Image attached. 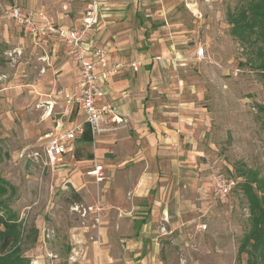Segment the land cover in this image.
I'll return each instance as SVG.
<instances>
[{
  "label": "rangeland",
  "instance_id": "rangeland-1",
  "mask_svg": "<svg viewBox=\"0 0 264 264\" xmlns=\"http://www.w3.org/2000/svg\"><path fill=\"white\" fill-rule=\"evenodd\" d=\"M89 1L0 0V176L17 187L13 207L26 230L40 229L36 243H23L24 254L69 264L77 247L84 255L70 264H94L103 250L114 264H246L238 258L246 199L238 187L223 196L219 186L221 177L240 180L239 166L264 177V80L227 21L228 9L246 0L112 7L116 15L96 33L125 64L114 79L120 97L130 91L128 111L92 144L75 143L67 168L54 171L34 155L58 120L84 121L65 99L78 69L62 44L30 42L10 10L75 21ZM119 95L110 101L120 104ZM72 175L80 191L67 183ZM144 219L151 228L135 233Z\"/></svg>",
  "mask_w": 264,
  "mask_h": 264
},
{
  "label": "built area",
  "instance_id": "built-area-1",
  "mask_svg": "<svg viewBox=\"0 0 264 264\" xmlns=\"http://www.w3.org/2000/svg\"><path fill=\"white\" fill-rule=\"evenodd\" d=\"M105 1L107 0H90L84 10L82 22L69 28L55 24L44 12L39 10L23 12L20 7L14 6L10 11V18L23 29L33 42L50 36L64 42L78 68L77 86L75 90L66 94V101L72 108L76 106L79 109L84 121L68 128H62L59 124L54 133L48 134L41 153L36 152L34 155L36 159H42L45 167L54 168L64 161L65 155L69 152V146L84 131L85 124L89 125L95 139L97 135L108 129V125L120 124L124 121L112 104L100 102L103 96L100 84L108 82L113 75L119 74L125 68V64L121 61L112 62L109 59L108 48L86 40L88 32L97 23L99 8ZM204 53V48L197 51V54L201 56ZM140 65V61H133L129 64L133 68H138ZM95 172L97 173V171ZM219 182H221L219 186L223 196L231 192L236 185L234 180L222 177ZM50 255L57 257V254ZM70 260L76 261L77 258L71 255ZM30 264H38V262L32 259Z\"/></svg>",
  "mask_w": 264,
  "mask_h": 264
},
{
  "label": "trees",
  "instance_id": "trees-1",
  "mask_svg": "<svg viewBox=\"0 0 264 264\" xmlns=\"http://www.w3.org/2000/svg\"><path fill=\"white\" fill-rule=\"evenodd\" d=\"M227 21L231 25V35L248 55L249 66L264 80V0H246L234 8L230 7ZM77 142H94L88 124L73 144ZM89 157L92 158V154ZM236 170L241 179L236 182L235 188L238 187L245 197L249 212V225L240 240L238 258L246 256V264H264V177L259 171L245 166ZM16 192L17 187L0 176V264H30L32 259L24 254L23 243H36L40 233L37 226L26 230L19 212L13 207ZM78 199H81L79 195ZM70 257L71 254L67 259L69 264Z\"/></svg>",
  "mask_w": 264,
  "mask_h": 264
},
{
  "label": "crops",
  "instance_id": "crops-1",
  "mask_svg": "<svg viewBox=\"0 0 264 264\" xmlns=\"http://www.w3.org/2000/svg\"><path fill=\"white\" fill-rule=\"evenodd\" d=\"M121 0H107V1H105V2H103V4L101 5V7L99 8V13H98V20H97V23L95 24V26L88 32V34H87V36H86V40L88 41V42H90V43H92V44H95V45H99V46H103V47H105V48H108L109 49V59L112 61V62H114V61H118V59L117 58H114L113 57V55H112V50H111V46H110V43L109 44H106V43H103V42H101L100 41V37L99 36H97V33H96V30L97 29H100V30H102V29H106V25L108 24V23H110L111 21H112V19H113V15H116V14H114L113 12H112V7H114L115 5H117L119 2H120ZM15 6H17V5H15ZM17 7H19V6H17ZM21 8V7H20ZM22 9V8H21ZM11 11V10H10ZM44 11V10H43ZM46 14V13H45ZM83 14H84V10L82 11V13L75 19V21L73 20V19H71L68 15H61L59 18V20H53V19H51V18H49L48 17V15H47V17L49 18V20H51L52 22H54L55 24H59V25H63V26H65V27H67V28H69V27H72V26H77V25H79L81 22H82V18H83ZM20 27V26H19ZM20 30L23 32V34H24V36L28 39V40H30V42H32L33 44H36V45H41V42H47V41H54V42H58V43H60V44H62L63 46H65V44H64V42H62L61 40H59V39H57V38H55V37H53V36H50V37H48V38H45V39H39V41H37V42H33L32 40H31V38L29 37V36H27V34L26 33H24V31H23V29L20 27ZM66 47V46H65ZM77 66V65H76ZM78 69V68H77ZM135 69H137V68H135ZM124 71L122 70L119 74H115V75H113L111 78H110V80L108 81V82H102L101 84H100V88H101V90L103 91V96H102V98L100 99V102H108V103H110V104H112L115 108H116V110H117V112L122 116V114H121V112L122 111H124V112H127L128 111V106H127V103H128V100L130 99V96H131V94H130V91L129 90H127V91H124L123 93H122V97H120V95L118 94V93H116L115 92V88L117 87L116 85V83H115V77H117V76H119L121 73H123ZM138 76H142V74H137V76L136 77H138ZM139 78V77H138ZM138 78H135L134 79V77H131V79H130V81L129 82H131V83H135L136 81H137V79ZM78 79H79V76H78ZM78 81V80H77ZM128 81H126V82H128ZM73 90H75V89H73ZM73 90H70V91H68V92H66V94L67 93H69V92H71V91H73ZM115 94H117V95H119L118 97L120 98V104L118 103H114V102H112V101H110L111 99V97L112 98H114L115 96ZM66 99V98H65ZM124 102H126V103H124ZM69 106V108H71L72 109V107L70 106V105H68ZM80 112V111H79ZM81 114V113H80ZM76 123H81V122H79V121H71L68 125L67 124H65L61 119L60 120H58L57 122H56V124L54 125V131L53 132H51V133H48V134H52V133H54L55 131H56V128H57V126L60 124L61 126H62V128H68V127H70V126H73L74 124H76ZM48 134H46L45 135V137L47 138V136H48ZM96 138V137H95ZM95 140V139H94ZM75 144H71L70 146H69V152L65 155V159H64V161L63 162H61V163H59L58 165H56L53 169H54V171L55 170H58V171H61L62 170V168H64V169H66L67 168V165H68V160H67V157H68V155H70L71 153H73V151H74V149H75ZM70 148H71V150H70ZM71 152V153H70ZM79 177H77V175H72L70 178H68L67 179V183H71V185H73V187L77 190V191H80V186H79ZM67 185V184H66ZM69 185V184H68ZM81 185V184H80ZM85 211H86V209H85ZM108 211V210H107ZM142 226H144V229H145V231H146V229H147V227H149V229L151 228V225L144 219V220H140V221H137L134 225H133V227H134V231H135V233H137L138 232V230L142 227ZM144 229H142L143 231H144ZM106 234V233H105ZM108 234V233H107ZM106 234V235H107ZM106 235H105V237H106ZM72 240V243H75L74 241H76L77 240V238L75 237V238H73V239H71ZM77 247H74L73 249H72V253H71V255L73 256H75L76 258H82V256L84 255V252H82L81 250H77L76 249ZM94 257H95V262H94V264H114V260H113V258L112 257H107V256H105V251L103 250V253H102V255H101V252H98V253H96L95 255H94ZM140 263H143V264H146L145 263V261L143 262V260H137V261H135V264H140ZM86 264V263H85Z\"/></svg>",
  "mask_w": 264,
  "mask_h": 264
},
{
  "label": "bare ground",
  "instance_id": "bare-ground-1",
  "mask_svg": "<svg viewBox=\"0 0 264 264\" xmlns=\"http://www.w3.org/2000/svg\"><path fill=\"white\" fill-rule=\"evenodd\" d=\"M92 174H96V172L92 173Z\"/></svg>",
  "mask_w": 264,
  "mask_h": 264
}]
</instances>
